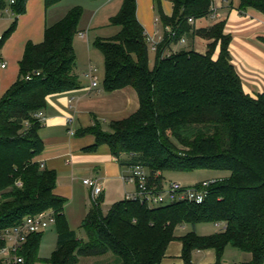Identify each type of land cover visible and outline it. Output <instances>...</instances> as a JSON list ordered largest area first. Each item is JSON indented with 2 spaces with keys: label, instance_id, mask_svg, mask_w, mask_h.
Masks as SVG:
<instances>
[{
  "label": "trees",
  "instance_id": "obj_1",
  "mask_svg": "<svg viewBox=\"0 0 264 264\" xmlns=\"http://www.w3.org/2000/svg\"><path fill=\"white\" fill-rule=\"evenodd\" d=\"M60 1L45 0L46 7ZM27 2L0 0V13L9 7L14 15L1 35L0 48L14 31L17 16L26 12ZM156 3L163 32L153 65L137 0H123L110 18L119 28L116 33L93 41L104 57V90L134 87L139 109L111 122L110 130L97 123L83 132L96 135L94 147L108 144L122 166L147 167L159 187L167 171L211 169L228 175L211 185L202 203L149 205L126 197L104 212L100 196L82 222L85 237L70 228L64 214L66 198L55 193L57 172L36 160L44 141L35 114L46 107L50 94L81 86L75 74L74 38L84 8L74 6L46 27L41 43L27 42L19 77L0 99V230L22 223L28 215L53 210L57 243L49 264H81L83 258L104 255L108 258L98 264H162L176 239L182 243L185 264H193L196 249L215 250L214 264H220L229 245L251 253L247 264L264 261V92L257 97L245 92L225 21L194 28L196 19L212 12L214 0H173L172 15L165 13L160 0ZM238 7L264 13V0H239ZM196 34L211 40L204 53L193 46L173 51L186 35ZM199 222L225 226L203 236L195 230ZM185 225L192 230L177 236L176 229ZM43 231L28 235L19 251L22 264L38 260ZM4 245L0 239V248Z\"/></svg>",
  "mask_w": 264,
  "mask_h": 264
},
{
  "label": "crops",
  "instance_id": "obj_2",
  "mask_svg": "<svg viewBox=\"0 0 264 264\" xmlns=\"http://www.w3.org/2000/svg\"><path fill=\"white\" fill-rule=\"evenodd\" d=\"M94 1L98 3L90 20L86 24L81 23L83 13L79 24V32L85 41V44L84 42L81 44L83 47L79 45L77 37L74 38L77 55L75 74L81 86L65 92L53 93L47 97L46 107L42 110L46 119L40 129L44 149L36 157V160L45 167L57 172L55 193L66 198L64 214L70 228L77 232L80 230L78 234L81 237H85L82 222L94 205L92 189L84 184V178H96L102 184L101 206L108 205L105 212L111 204L126 198L128 193L134 191L132 184L124 182L122 175L127 169L120 164L110 146L103 143L94 147L97 142L96 135L85 133L83 130L97 123L103 130H110L111 122L129 117L140 107L138 93L132 86L110 92L104 90L102 85L104 68L103 74L99 75L98 84L92 86L88 71L92 66L100 70L99 63H95L97 59L93 51L101 53L93 46V41L97 36H111L119 29L117 27L118 29L109 30L107 35L101 34L108 28L106 27L108 24L97 21L102 16L100 9L106 8L115 0ZM62 2L63 0L56 5L46 7L45 0H28L26 12L17 16L14 31L0 48V99L19 77V63L23 58L27 42L41 43L44 40L46 27L61 19L70 9L62 16L55 15V11H52L51 15V10H55ZM122 2L123 0L115 14L119 11ZM160 3L165 13L172 15L173 0H160ZM137 4L139 21L150 37L155 36L154 38L159 40L163 27L158 22L156 0H137ZM238 5L239 0H214L212 12L196 19L192 24L197 29L211 27L220 21L226 22L224 32L232 36L230 52L233 63L242 78L244 90L250 96L257 97L264 92V13L253 7H247L242 11ZM5 14L6 17H4ZM113 15H109V21ZM13 20L14 15L8 10L5 9L0 13V36ZM184 40L186 44H191L201 53L207 50L211 42L210 39L197 34L193 37L186 35L172 46L173 51L183 48L181 42ZM79 50L86 53V57L82 59ZM218 52L219 48L215 57ZM99 56L104 65L102 53ZM150 59V64L153 65L151 53ZM87 62L88 64L84 66ZM2 64H5V67ZM53 225L55 224L50 226ZM180 245L182 246L181 242ZM176 249V246L170 249L162 264L177 263L173 260V256L179 253ZM204 251L215 252L213 249H204Z\"/></svg>",
  "mask_w": 264,
  "mask_h": 264
},
{
  "label": "built area",
  "instance_id": "obj_3",
  "mask_svg": "<svg viewBox=\"0 0 264 264\" xmlns=\"http://www.w3.org/2000/svg\"><path fill=\"white\" fill-rule=\"evenodd\" d=\"M6 10L13 14L9 7ZM189 20L190 22L194 21L192 18ZM167 28L169 29V26ZM148 40L150 50L156 51L158 40L152 37H148ZM2 66L5 67V64H2ZM35 73L40 74V71H35ZM89 76L92 86H96L99 77L95 68L90 69ZM28 78H31V75H28ZM35 117L42 124L46 119L43 111L37 112ZM126 169L127 171L122 175L124 182L135 186V190L128 193L127 197L139 198L142 201H146L149 205H163L179 200L202 203L207 198L211 185L222 180L220 177H211L192 183L191 185H187L181 181L166 183L164 180L161 187H159L160 185L158 183H152L147 167L141 164H132L127 166ZM83 182L91 187L93 201H97L103 191V186L100 181L96 178H84ZM18 185L22 186V182L19 181ZM55 221L54 211L48 209L34 215H28L18 225L0 230V239L5 242V245L0 248V263L22 264L24 257L19 251L27 241L28 235L45 230L48 226L55 224ZM262 264H264V261Z\"/></svg>",
  "mask_w": 264,
  "mask_h": 264
},
{
  "label": "rangeland",
  "instance_id": "obj_4",
  "mask_svg": "<svg viewBox=\"0 0 264 264\" xmlns=\"http://www.w3.org/2000/svg\"><path fill=\"white\" fill-rule=\"evenodd\" d=\"M121 0H115L113 1L111 4H108V6L106 8H102L100 9V18L97 20L98 22H106V24H108L106 28L103 32H101V34H108L109 32L107 31H112L114 28H117L116 26L112 25L110 23V21L108 20L109 15H113L115 14V12L118 9V6L120 4ZM97 1L94 0H63L62 3H60L55 10L52 9L51 10V15H52V11H55V15H63L65 14V12L69 9L72 8L74 6L80 5L84 8V15L82 18V22L81 23H87L90 18H91V14L93 12H95V6L97 5ZM6 17V14L5 16ZM81 26H84L83 24H81ZM110 26V27H109ZM118 29V28H117ZM107 32V33H106ZM149 35V34H148ZM75 37H77L79 45L81 47H83L81 44H85L84 38L81 34V32H78ZM150 37V36H149ZM155 37V36H154ZM152 37V38H154ZM161 37L159 38L158 42L161 40ZM155 39V38H154ZM86 40V38H85ZM187 42H189L187 40ZM181 45L184 47L189 48L191 46V44L188 45V43L186 44V41H182ZM181 49V47L179 48ZM93 53L95 55V58L97 59L95 61V63H99V67L100 70L95 67L92 66V69H96V73L99 77L100 74H103V60H101L100 58V54L98 52H96L95 50L93 51ZM98 53V54H97ZM150 53L152 54L153 60L155 58V51L150 50ZM154 53V54H153ZM79 54L80 57L83 59L84 57H86V53H82V51L79 50ZM88 64L85 63L84 66H86ZM80 65H78L79 67ZM82 66H80L81 68ZM88 73H90V71H88ZM89 75V74H88ZM228 173L227 172H223V171H215V170H211V169H195V170H189V171H167L164 173V180L166 181V183L172 182V181H181L187 185H191L192 183L198 182L200 180L203 179H207V178H211V177H220V178H225L227 177ZM132 187H134L135 190V186L132 184ZM108 205H103L102 209L105 212L106 208ZM187 227H180L178 229H176L175 233L177 236H180L182 234H185L186 232L192 230V226L190 225H186ZM225 224L224 223H214V222H199L196 224L195 230L197 231L198 234L206 236V235H211L213 233H215L216 231H220L224 228ZM80 231V230H79ZM78 231V232H79ZM178 240V239H176ZM180 241V240H178ZM171 242L169 244L166 256H168V253L170 252V249L174 246L177 247V251L179 252L178 254H175L173 256V260H175L174 264H185L184 259L182 258V246L180 245V242ZM56 242H57V227L55 225L48 227L45 231H43V235H42V239H41V243L39 246V258L38 260L35 262V264H49L47 262V259H49L55 248H56ZM108 257L106 255L104 256H95V257H87V258H83L81 261V264H98V263H103L104 261H106ZM251 259V253L249 252H245L242 251L234 246H227L226 249L224 250L223 254L221 255L220 258V264H247ZM213 260V262H211ZM218 260V255L216 252H207L204 251V249H196L192 252V263L193 264H214L216 261ZM165 260H163L162 263H164Z\"/></svg>",
  "mask_w": 264,
  "mask_h": 264
}]
</instances>
